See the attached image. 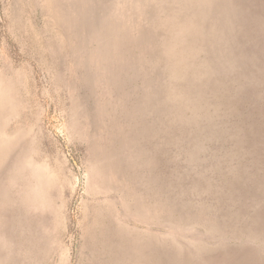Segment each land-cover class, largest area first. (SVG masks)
<instances>
[{
    "label": "rangeland",
    "instance_id": "374dc122",
    "mask_svg": "<svg viewBox=\"0 0 264 264\" xmlns=\"http://www.w3.org/2000/svg\"><path fill=\"white\" fill-rule=\"evenodd\" d=\"M0 264H264V0H0Z\"/></svg>",
    "mask_w": 264,
    "mask_h": 264
}]
</instances>
